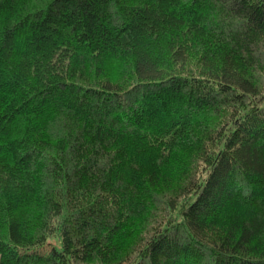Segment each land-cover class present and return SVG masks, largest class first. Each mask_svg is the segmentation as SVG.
Here are the masks:
<instances>
[{
	"label": "trees",
	"instance_id": "trees-1",
	"mask_svg": "<svg viewBox=\"0 0 264 264\" xmlns=\"http://www.w3.org/2000/svg\"><path fill=\"white\" fill-rule=\"evenodd\" d=\"M0 264H264V0H0Z\"/></svg>",
	"mask_w": 264,
	"mask_h": 264
}]
</instances>
